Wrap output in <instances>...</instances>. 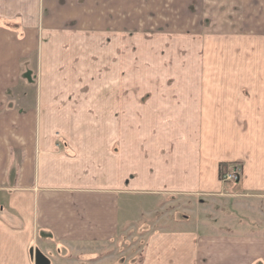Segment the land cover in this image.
<instances>
[{
    "label": "crops",
    "instance_id": "1",
    "mask_svg": "<svg viewBox=\"0 0 264 264\" xmlns=\"http://www.w3.org/2000/svg\"><path fill=\"white\" fill-rule=\"evenodd\" d=\"M45 4L40 27L0 28V264H36L37 254L47 264H77L143 218L175 228L141 226L148 234L142 264H264V219L257 231L242 232L233 222L210 224L202 208L194 221L180 206L167 212L170 201L188 210L196 197L246 196L264 204V104L225 108L236 111L231 119L240 126L260 129V143L245 155L200 150L201 123L223 117L205 114L202 97L216 94L202 88L138 89L127 128L122 83L83 84L95 73L109 78L107 66L94 71V63L110 61L102 49L111 45L110 31L120 30L125 0H50L48 12ZM211 8L219 30L225 24L260 32L264 73V0H194L188 10L205 17ZM36 57L39 86L31 88L33 70L22 65ZM225 164L240 166L238 185L220 182Z\"/></svg>",
    "mask_w": 264,
    "mask_h": 264
},
{
    "label": "rangeland",
    "instance_id": "2",
    "mask_svg": "<svg viewBox=\"0 0 264 264\" xmlns=\"http://www.w3.org/2000/svg\"><path fill=\"white\" fill-rule=\"evenodd\" d=\"M45 1L48 12L50 0ZM192 1L194 0H125V13L118 16L120 30L110 31L108 38L110 37L111 45L102 49L108 51L110 61L94 63V71L102 65L105 72L107 66L109 78L98 79L95 73L93 83L86 81L83 84L88 82L87 85H92V88L109 86L116 89L122 83V87L126 89L127 128L133 124L130 115L133 114V107L140 93L138 89H205L207 95L216 94L202 97L205 114L215 113L223 117L221 121L207 117L201 123V135L197 138L200 150L207 155H245L260 143V129L240 126L244 122L231 119L236 111L226 113L225 108L244 111L241 109H245L243 106L246 104L259 105V109L264 104L261 91L264 77L261 34L233 32L225 24L220 27L226 30H219L214 25L217 22L214 20V8L205 17H199L188 10ZM43 10V0H0V28L10 31L18 29L23 33L34 29L38 24L40 27ZM16 18L18 20L13 22ZM112 24L114 23H109ZM22 68L24 71L33 70L35 84L31 88L39 86L36 85L39 84L37 57L24 61ZM226 93L233 95H221ZM32 102L33 97L30 96L29 103ZM217 109L222 112H217ZM191 127L195 128L196 124L191 122L189 128ZM190 135L193 139V129ZM142 146L145 147L144 144ZM232 165L239 169L238 185L241 182V168L236 164ZM220 182L225 184L221 180ZM167 204V212L180 206L177 211L187 212L193 221L202 208L207 213L205 216L211 217L210 224L217 218L221 223H235L238 231L242 232V228L252 226V231H257L256 227L264 219V204L260 206V200L246 196L230 199L196 197L189 200L188 210L183 207L186 206L183 202L170 201ZM183 216L186 218V215ZM143 219L133 231L119 237L117 242L105 248L99 256L92 258L81 255L77 257L76 263L142 264L148 234L141 226L146 224L153 226V229L163 230L175 228L169 222L165 225H153L150 221L145 222L150 218ZM96 260L99 263L92 262Z\"/></svg>",
    "mask_w": 264,
    "mask_h": 264
},
{
    "label": "built area",
    "instance_id": "3",
    "mask_svg": "<svg viewBox=\"0 0 264 264\" xmlns=\"http://www.w3.org/2000/svg\"><path fill=\"white\" fill-rule=\"evenodd\" d=\"M239 169L234 165H222L220 167V180L225 184H236L239 181Z\"/></svg>",
    "mask_w": 264,
    "mask_h": 264
},
{
    "label": "water",
    "instance_id": "4",
    "mask_svg": "<svg viewBox=\"0 0 264 264\" xmlns=\"http://www.w3.org/2000/svg\"><path fill=\"white\" fill-rule=\"evenodd\" d=\"M35 260L36 264H47L45 258L41 254H37Z\"/></svg>",
    "mask_w": 264,
    "mask_h": 264
}]
</instances>
